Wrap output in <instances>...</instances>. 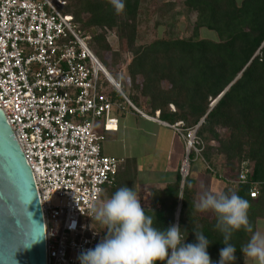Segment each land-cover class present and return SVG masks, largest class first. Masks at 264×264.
<instances>
[{
  "label": "built area",
  "instance_id": "1",
  "mask_svg": "<svg viewBox=\"0 0 264 264\" xmlns=\"http://www.w3.org/2000/svg\"><path fill=\"white\" fill-rule=\"evenodd\" d=\"M64 5L62 0H0V111L33 175L46 264H80L81 252L105 237L89 216L93 204L103 201L104 190L115 185L122 164L102 153L104 132L117 129L114 112L123 109L110 89L146 117L120 84L110 80L72 17L61 12ZM156 114L146 118L171 129L183 142L181 190L193 163L215 175L202 156L200 123L184 128L183 122L169 124ZM251 169L249 161H242L237 178H221L246 184ZM256 187L252 184L251 199L257 198Z\"/></svg>",
  "mask_w": 264,
  "mask_h": 264
},
{
  "label": "trees",
  "instance_id": "2",
  "mask_svg": "<svg viewBox=\"0 0 264 264\" xmlns=\"http://www.w3.org/2000/svg\"><path fill=\"white\" fill-rule=\"evenodd\" d=\"M62 1L65 5L61 12L72 17L82 37L91 35L88 47L101 62L105 64L103 52L110 51L106 30L115 33L122 53L131 54L127 66L130 88L122 80L118 83L134 106L139 108V102L125 91L139 92L152 117L158 112L160 120L169 124L181 121L184 128L200 123L197 137L204 143L202 156L215 176L235 179L241 162L249 161L252 169L248 182L231 184L223 192H235L249 201V220L254 226L256 219L264 216L263 201H260L264 195V0H183L186 13L195 16L191 37L175 38L172 24L165 37L143 46H137L136 42L139 10L144 0H124L122 13H117L109 0ZM158 6L160 16L164 17L177 4L171 1ZM202 29L215 33L216 40L201 39ZM120 54L113 53L115 62L121 58ZM112 95L123 102L115 91ZM169 105L174 107V112ZM121 173L119 169L115 185L106 189L110 195L118 189ZM188 177L182 189L179 225L186 232H192L185 228L196 220L191 207L187 209L194 205L186 197ZM252 184H257L256 199L249 196ZM180 190L178 174L176 181L158 194L167 199L169 209L154 210L155 220L167 221V228L173 224ZM162 203L158 199L152 201L154 206ZM215 225L214 214L211 234L210 226L202 233L212 242L211 260L218 262L223 237ZM95 227L107 235L105 227L97 221ZM249 235L243 230L233 235L230 242L236 247L234 263L241 262V246L248 242Z\"/></svg>",
  "mask_w": 264,
  "mask_h": 264
},
{
  "label": "clouds",
  "instance_id": "3",
  "mask_svg": "<svg viewBox=\"0 0 264 264\" xmlns=\"http://www.w3.org/2000/svg\"><path fill=\"white\" fill-rule=\"evenodd\" d=\"M117 13L125 9L124 0H109ZM251 205L235 192H212L202 185L196 208L216 216V229L222 234L219 261L207 251L212 243L202 232L193 231L195 243H185V230L178 223L166 230L155 227V214H146L136 192L119 187L99 205L93 204L91 219L106 229L107 235L94 248L82 251L80 264H234L236 247L230 241L235 233H251L241 246V254L264 264V229H254L249 220Z\"/></svg>",
  "mask_w": 264,
  "mask_h": 264
},
{
  "label": "crops",
  "instance_id": "4",
  "mask_svg": "<svg viewBox=\"0 0 264 264\" xmlns=\"http://www.w3.org/2000/svg\"><path fill=\"white\" fill-rule=\"evenodd\" d=\"M110 90L114 94L113 89L111 88ZM121 105L123 107L121 112H114V116L118 121L117 129L104 132L105 141L102 144V153L108 157L122 160L120 166L122 173L119 174V181H117V185L119 184L118 188L121 186L133 188L140 199L141 207L148 214L150 210L152 212L154 210L165 212L169 209V204L165 203L167 199L164 197L160 198L158 194L177 179L184 152L183 142L171 129L146 118L152 116L148 115V111L143 107L137 108L132 104L146 117L134 112L123 102H121ZM187 182L186 197L194 204L193 207L189 205L187 209L190 210L189 207H191V212L196 217V220L189 223V225H185V228L192 229V232L185 234L186 244L196 242L193 231H206L210 226L211 234L214 213H201L196 208L202 185L206 190L212 192H223L227 187L231 186L221 177H217L207 171L200 162L192 164ZM106 189L102 200L111 196L110 192H108L109 190ZM156 199L162 200L163 203L156 206L152 205V201ZM260 201H263L264 206V195ZM181 202L182 190H180L174 211L173 224H179ZM155 226L164 230L167 228V221L155 220ZM256 228L264 229V216L256 219L254 229ZM250 236L251 233L248 236V240ZM207 251L211 258L213 256L211 244ZM234 264H255V262L242 256L241 262Z\"/></svg>",
  "mask_w": 264,
  "mask_h": 264
},
{
  "label": "water",
  "instance_id": "5",
  "mask_svg": "<svg viewBox=\"0 0 264 264\" xmlns=\"http://www.w3.org/2000/svg\"><path fill=\"white\" fill-rule=\"evenodd\" d=\"M45 244L32 172L0 111V264H46Z\"/></svg>",
  "mask_w": 264,
  "mask_h": 264
},
{
  "label": "rangeland",
  "instance_id": "6",
  "mask_svg": "<svg viewBox=\"0 0 264 264\" xmlns=\"http://www.w3.org/2000/svg\"><path fill=\"white\" fill-rule=\"evenodd\" d=\"M54 1V0H53ZM173 1L177 4V7L169 11L167 14L160 16V12L158 11V5L161 3H167ZM163 13V11H161ZM195 16L192 14H187L183 7V0H144L141 3V7L139 10L138 16V26H137V46H143L151 43L156 39H160L166 36V34L170 31V25L174 24V31L172 35L175 38L187 39L192 35V29L194 26ZM83 34V33H82ZM86 37V42L90 41L91 35L89 33L84 35ZM199 37L201 39L208 40H216L215 33L207 30H200ZM106 42L110 48V51L103 52L104 61L98 60L104 65L109 75L116 81L120 82L122 80L125 85L130 88V81L127 73V66L131 61V54L122 53L119 50L118 39L113 31L106 30ZM113 53H121V58L114 61ZM139 85V84H138ZM130 95H133L137 101L139 102L140 107L147 109L146 102L142 96L139 95V92H133L128 90L125 91ZM124 104V103H123ZM172 105H169L170 111L172 110ZM99 127V124L96 125V128ZM220 165H223V158L220 160Z\"/></svg>",
  "mask_w": 264,
  "mask_h": 264
},
{
  "label": "bare ground",
  "instance_id": "7",
  "mask_svg": "<svg viewBox=\"0 0 264 264\" xmlns=\"http://www.w3.org/2000/svg\"><path fill=\"white\" fill-rule=\"evenodd\" d=\"M109 78H110L111 81H113V78L110 75H109Z\"/></svg>",
  "mask_w": 264,
  "mask_h": 264
}]
</instances>
